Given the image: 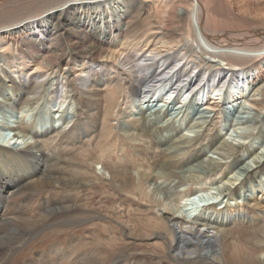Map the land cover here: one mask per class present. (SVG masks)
Here are the masks:
<instances>
[{
  "label": "bare ground",
  "instance_id": "1",
  "mask_svg": "<svg viewBox=\"0 0 264 264\" xmlns=\"http://www.w3.org/2000/svg\"><path fill=\"white\" fill-rule=\"evenodd\" d=\"M28 7L0 16V264L62 218L95 228L101 247L73 240L20 264H104V245L126 243L142 248L112 264H264V151L248 145H264V0H37L21 15ZM52 93L59 124L38 113ZM218 117L236 139L211 133L215 156L190 153ZM120 134L149 147L152 168L115 150ZM219 178L207 202L199 191ZM23 190L42 203L11 200ZM89 191L97 208L78 199Z\"/></svg>",
  "mask_w": 264,
  "mask_h": 264
},
{
  "label": "rangeland",
  "instance_id": "2",
  "mask_svg": "<svg viewBox=\"0 0 264 264\" xmlns=\"http://www.w3.org/2000/svg\"><path fill=\"white\" fill-rule=\"evenodd\" d=\"M18 1H19V3H18ZM9 2L10 3L13 2L12 3L13 5L12 6H7V5H1L0 6V16H3V14L6 15L7 14L6 12L9 10V8H10V11L11 10L12 11L13 10H19L20 3H23L25 5L28 4L30 6L28 8L23 9V11L21 10L22 11L21 15H23V13L24 14L25 13L26 14H29V13L31 14V13L34 12L33 7H31V4L33 2H37V0H10ZM64 60L65 59H63V61ZM86 61H88V60L85 59V62ZM93 66L95 67L96 64H94ZM120 66H119V64L116 65V67L118 69L122 68V66L121 67ZM41 90H42L43 93L46 92L45 88H43ZM224 90H225V88H224ZM60 91H63V90L60 88ZM57 96H58V93H57V95H56V93L55 94L52 93V99H51V101L57 99ZM178 96H179V94H178ZM51 101H50V103H51ZM66 101H70V97L67 96ZM156 102L157 101H151V103H156ZM50 103L47 104L46 101H45V102L42 103V105H40V109L38 110V113H41L42 114L41 116H45L47 118H50L51 115H53L55 117L57 116L56 113H51L48 110V106H50ZM73 106H74V104H71L69 106V108L72 109ZM85 113L86 112H83L82 111L81 112V115H84ZM218 118L219 119H214L211 122V124L208 123L209 124L208 127L210 128V129L208 128L209 133H208V131H206L207 134L204 133L197 140L194 141L193 145L191 146V149L192 150H191L190 153H194V154H199L200 153L201 154V152H202L203 154H205V153L207 154L208 153L207 155H209V156L210 155H214L215 156V154H213L212 153V150L209 148L210 141L213 138V136L211 135V133L212 134H215L216 133L218 136H220L222 138H228L229 140L236 139V136H235V134L233 133V130H232L233 127L230 126L229 123L226 120H222L221 117H218ZM57 121H58L57 123H60L61 122L59 120V118H57ZM179 126H180V130L182 132L183 131L184 132H187V131H185L187 129V127H185L186 126V122L180 124ZM3 127L4 126H2V128ZM212 127H214L215 129L212 128ZM208 135L211 136V137H209ZM120 136L123 137V138H122L121 141L118 140V139L115 141V146H114L115 150H118V149L120 150V148L123 147L122 150L126 154V157L128 158V161H130V162L132 161L133 165L136 164V166H141L142 168H149V167L152 168L153 167V164L151 162L149 163V161L144 160L143 157H142L143 154L149 156L150 149H149L148 146H146L144 144L141 145L142 143H140L138 140H136V139L134 140V139H130V138L124 137V136H122V134H120ZM130 140L131 141L133 140L132 141L133 143ZM127 141H129V142H127ZM199 141H201V142H199ZM258 143H259V141L258 140L256 141L254 139H250V141H248V145L254 144L258 148H260L258 150H260V151L263 150L264 151V145H263V143H259V144ZM199 147L201 149H199ZM133 151H135L137 154L135 152H133ZM241 155L243 157H246L247 159L250 160V158H248V156L245 154V150L244 149L241 151ZM251 163H252V161H251ZM64 167H65L64 165L61 166V169H62L60 171L61 173H63V171H64L63 168ZM52 171L55 172V173L57 172V170H55L54 168L52 169ZM60 172L58 171L57 173H60ZM221 183L223 184V180H221L220 178L217 181H214V180H212L211 182L207 181L205 183V185L207 186L206 187L207 192L206 191L205 192L199 191V192L202 195H205L206 198L211 199V200H214L215 198L213 196L216 193L214 190H215V188H216L217 185H222ZM195 186H196V182L195 181L194 182H188L186 184V188L190 192H194V190L196 189ZM89 192H91V194H88V192H87V195L85 197L79 196L78 199H80V202H85L86 201L89 205L92 206V209L97 208L98 207V201L97 200H98V198L100 196V193L98 191H94V192L89 191ZM17 194L18 195L15 194L14 197H11V200L16 201L19 204H23V205H25L27 207H30L31 205H37L36 203H39V204L42 203V200H41L42 191L23 190L22 192H19ZM211 196H212V198H211ZM85 198H87V199H85ZM31 212H33V211H31ZM36 212H39V211H35V213ZM32 214L34 215V213H32ZM36 215H37V213H36ZM63 220H64L65 223L63 222ZM61 221L63 223L57 224V223H59ZM67 221H68V219H63V218L62 219H56V220L54 219L52 222H55L57 225L49 226L46 229H44V230L40 231L39 233H37L36 235H34V237L32 238V241H31L32 243H29L28 245H26L24 247L23 250L19 251L18 252L19 254L18 253H17L18 255L16 254L17 257L14 258L15 261H12L11 263L12 264H20L21 262L26 263L29 260L33 259V256H34L35 253L36 254H39V253L47 252L51 247H53L56 244L59 245L61 248L65 247L66 249H69L70 248L69 246H71L74 243L73 240H76L78 242H80V240H81L83 242V245L85 244V246H86V248L88 250H90L91 247H94V248L101 247V243H97V244L95 243V237H96V234H97V231H95V228L92 229V227L89 224H87V223L77 224L76 225V224L69 223ZM68 223H69V225H68ZM104 247L106 249V254H105L106 260H105L104 264H112L114 258L117 257L118 255H122V254H126L127 255L126 256L127 259H126L125 262H128L127 260L128 259H131V257L134 256V253L133 252L136 249H138V248H142L141 246H135V245L130 244V243L122 244L119 247H117L115 250L112 249L113 248L112 246L104 245ZM129 253H133V254L131 255ZM51 256H54V255L51 254L50 257ZM10 257H11L10 253L9 252H6L3 255V260L2 261L8 262L9 259H10ZM13 257L14 256L12 255V258Z\"/></svg>",
  "mask_w": 264,
  "mask_h": 264
}]
</instances>
